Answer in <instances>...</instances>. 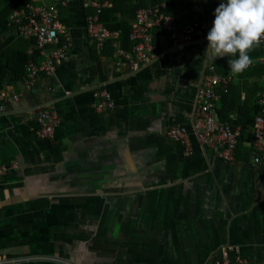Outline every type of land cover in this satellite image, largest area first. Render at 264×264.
I'll return each mask as SVG.
<instances>
[{
    "label": "crops",
    "instance_id": "crops-1",
    "mask_svg": "<svg viewBox=\"0 0 264 264\" xmlns=\"http://www.w3.org/2000/svg\"><path fill=\"white\" fill-rule=\"evenodd\" d=\"M31 1L57 9L71 45L53 74L25 90L19 66L36 46L10 14L0 16V264H213L223 248L232 264H264V160L253 164L251 152L222 160L193 134L186 155L167 135L172 125L191 130L203 76L208 68L230 76V58L212 62L207 43L176 46L150 28L154 59L133 70L115 42L98 51L89 39L85 18L95 10L83 4L91 0ZM203 2L194 19L215 18L220 0ZM115 4L130 24L133 2ZM116 43L131 54L128 40ZM250 56L253 65L231 75L216 102L218 116L236 120L244 102L259 104L264 45ZM100 91L112 109L97 111ZM44 108L60 118L50 137L38 120Z\"/></svg>",
    "mask_w": 264,
    "mask_h": 264
},
{
    "label": "built area",
    "instance_id": "built-area-1",
    "mask_svg": "<svg viewBox=\"0 0 264 264\" xmlns=\"http://www.w3.org/2000/svg\"><path fill=\"white\" fill-rule=\"evenodd\" d=\"M70 1L62 0V3L68 4ZM83 5L85 8L92 7L95 10L85 18V31L96 49L103 50L108 42H115L118 55L127 60L133 70H138L154 59L150 28L163 30L171 43L176 46L198 42L208 43L206 37L214 21V18L210 21L194 19L192 23L181 25L172 15L156 14L152 7H141L129 24L128 39L132 48L131 54H126L116 43L121 32L110 31L99 22V11L105 7V3L91 0L84 2ZM9 17L21 36L33 39L34 46L41 57L39 62L28 60L24 66L23 87L29 90L39 81L41 75L53 74L57 67L67 60L68 49L71 45L70 37L59 21L57 9L51 5H34L31 1L25 3L20 9L12 10ZM259 61L262 62L263 59ZM262 80L264 84V74ZM231 81V75L219 76L213 68H208V73L203 76L195 96L191 130L184 125H172L168 128V137L180 142L184 146L186 155L192 152L190 134H193L200 146L210 150L220 159L225 161L236 159L241 126L233 127L229 121L221 120L215 110L216 102L220 100L221 94L228 92ZM5 96L0 91V97ZM12 98L17 100L18 96L14 95ZM258 103L259 111L253 121L252 137L248 142L253 164L264 160V88ZM112 107L113 102L110 95L100 91L97 94V111L103 112ZM38 120L41 125V134L44 137L52 136L60 124L58 114L50 108L42 109ZM230 251L231 249L228 248L221 249L220 257L213 264H232ZM234 261L240 260L235 257ZM2 262L6 261L2 259L0 263Z\"/></svg>",
    "mask_w": 264,
    "mask_h": 264
},
{
    "label": "clouds",
    "instance_id": "clouds-1",
    "mask_svg": "<svg viewBox=\"0 0 264 264\" xmlns=\"http://www.w3.org/2000/svg\"><path fill=\"white\" fill-rule=\"evenodd\" d=\"M214 17L204 58L229 57L230 74L238 77L253 65L250 53L264 43V0H220Z\"/></svg>",
    "mask_w": 264,
    "mask_h": 264
},
{
    "label": "trees",
    "instance_id": "trees-1",
    "mask_svg": "<svg viewBox=\"0 0 264 264\" xmlns=\"http://www.w3.org/2000/svg\"><path fill=\"white\" fill-rule=\"evenodd\" d=\"M116 0H108V4L106 7L99 11L98 19L99 22L103 23V25L110 31H120L121 39L124 38L126 41L130 34L129 23L127 19L120 18L116 14L118 13L120 16H124L123 8L115 6ZM119 1V0H118ZM123 1V0H120ZM133 2L127 8L128 17H130L131 21L134 16V12L139 7H152L155 10L156 14H168L174 16L179 22L180 19H188L190 21L191 18H195L197 15L196 12L193 11L194 7L204 5L203 0H130ZM31 2V0H0V16L4 17L10 14V12L14 9H20L25 3ZM102 3V0H100ZM212 4V1L208 2V6L204 5V10L208 13L211 8L209 5ZM165 5V6H163ZM213 5V4H212ZM192 10V11H191ZM187 13H185V12ZM119 18V19H118ZM198 19H205V17L198 16ZM205 21H210V19H205ZM194 22V21H193ZM192 23V22H189ZM181 24V23H180ZM38 50L34 51L29 57L27 55L22 56L20 66L21 72H23L24 65L28 60L36 61V54H38ZM24 76V75H23ZM24 78V77H22ZM229 92V91H228ZM227 92V93H228ZM227 93L221 95V98L224 99L228 96ZM224 103V102H223ZM241 116L236 120H231L228 115L219 114V118L224 121H229L233 127L236 124H240L241 132L238 137V145H237V155H242V157L247 158L249 156V148L245 147L244 144L247 141L248 137H250L249 129L252 127L253 121L255 119L256 114L259 111V105H254L249 107L246 102L241 106ZM252 135V134H251Z\"/></svg>",
    "mask_w": 264,
    "mask_h": 264
}]
</instances>
